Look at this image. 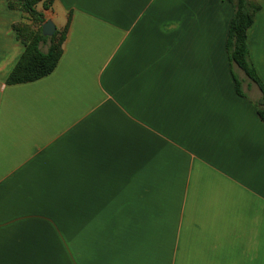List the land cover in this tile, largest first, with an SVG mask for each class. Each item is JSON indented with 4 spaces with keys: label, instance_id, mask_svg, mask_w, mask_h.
<instances>
[{
    "label": "crops",
    "instance_id": "0c3cea01",
    "mask_svg": "<svg viewBox=\"0 0 264 264\" xmlns=\"http://www.w3.org/2000/svg\"><path fill=\"white\" fill-rule=\"evenodd\" d=\"M40 5L62 56L8 84L24 14L0 0V264H264L262 91L228 55L233 3Z\"/></svg>",
    "mask_w": 264,
    "mask_h": 264
},
{
    "label": "trees",
    "instance_id": "16d2710c",
    "mask_svg": "<svg viewBox=\"0 0 264 264\" xmlns=\"http://www.w3.org/2000/svg\"><path fill=\"white\" fill-rule=\"evenodd\" d=\"M235 7V13L230 23L227 40V51L232 64L241 68L247 76L258 83L262 98L257 103L258 113L264 121V83L260 80L256 70L249 60L247 32L253 24L256 13L261 9L257 0H229ZM8 6L20 10L24 19L12 24L16 37L25 50L7 77L8 84L30 82L49 75L57 67L63 53V43L68 30V24L63 30H57L52 36L42 33V24L46 21L44 13L37 9L42 3L48 9L52 0H7ZM50 42L47 52H44L41 43ZM237 90L242 93L241 82L234 75Z\"/></svg>",
    "mask_w": 264,
    "mask_h": 264
},
{
    "label": "water",
    "instance_id": "95a60500",
    "mask_svg": "<svg viewBox=\"0 0 264 264\" xmlns=\"http://www.w3.org/2000/svg\"><path fill=\"white\" fill-rule=\"evenodd\" d=\"M57 28L53 20L47 19L43 24H42V33L45 36H52L56 32Z\"/></svg>",
    "mask_w": 264,
    "mask_h": 264
},
{
    "label": "rangeland",
    "instance_id": "374dc122",
    "mask_svg": "<svg viewBox=\"0 0 264 264\" xmlns=\"http://www.w3.org/2000/svg\"><path fill=\"white\" fill-rule=\"evenodd\" d=\"M40 6H42V5H40Z\"/></svg>",
    "mask_w": 264,
    "mask_h": 264
}]
</instances>
